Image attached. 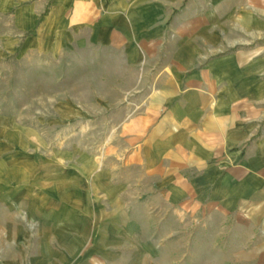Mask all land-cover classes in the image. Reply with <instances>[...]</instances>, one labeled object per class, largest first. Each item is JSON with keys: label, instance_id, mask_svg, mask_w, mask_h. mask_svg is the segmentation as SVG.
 <instances>
[{"label": "crops", "instance_id": "1", "mask_svg": "<svg viewBox=\"0 0 264 264\" xmlns=\"http://www.w3.org/2000/svg\"><path fill=\"white\" fill-rule=\"evenodd\" d=\"M0 14L6 53L119 58L135 100L121 128L142 131L140 179L119 187L144 201L93 219L71 260L44 240L34 264H264V0H0ZM16 215L0 246H19Z\"/></svg>", "mask_w": 264, "mask_h": 264}, {"label": "rangeland", "instance_id": "2", "mask_svg": "<svg viewBox=\"0 0 264 264\" xmlns=\"http://www.w3.org/2000/svg\"><path fill=\"white\" fill-rule=\"evenodd\" d=\"M12 30L10 18L0 14V237L12 229L14 213L20 214L19 246H0V264H34L30 255L42 253L44 240L60 249L64 256L58 259L71 260L92 241L93 219L124 217L117 201H144L134 189L119 187L140 179L142 131L130 135L121 128L130 116L123 107L135 100L126 96L119 58L72 49L56 55L6 53L2 42ZM99 169L106 183L93 185ZM109 176L117 189L109 188ZM78 187L86 193H77ZM136 213L144 217V211ZM26 229L31 233L26 235Z\"/></svg>", "mask_w": 264, "mask_h": 264}]
</instances>
